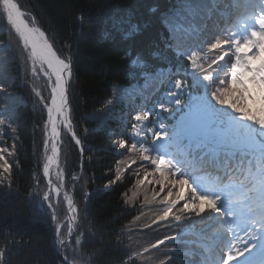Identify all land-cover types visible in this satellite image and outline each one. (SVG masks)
Listing matches in <instances>:
<instances>
[{
	"label": "snow or ice",
	"instance_id": "snow-or-ice-1",
	"mask_svg": "<svg viewBox=\"0 0 264 264\" xmlns=\"http://www.w3.org/2000/svg\"><path fill=\"white\" fill-rule=\"evenodd\" d=\"M223 2L226 14L211 29L207 25L193 29L188 23L195 0H181L162 16L163 43L172 67L153 69L151 76L153 94L162 97L151 107L145 103L126 113L123 132L113 130L112 148L119 159L101 177L107 180L102 191L123 186L131 176L130 185L120 193L125 206L121 214H130L129 209L136 213L120 229L101 234L115 235L113 247L124 257L115 264H264V0ZM132 7L123 13L112 9L97 14L95 23L105 38L139 32V24L132 22ZM0 19L9 33L7 41L0 40L3 198L13 194L18 179L14 173L21 167L20 125L7 67L14 52L34 107L41 111L39 159L25 186L26 195L18 199L28 206L31 223L47 225L60 264H92L103 251L83 252L96 233L80 228L74 193L82 172L71 176L70 187L66 154L61 163L65 137L81 158L86 150H97L86 148L73 119L71 37L65 39L68 51L62 54L55 37L19 0H0ZM83 19L82 11L75 13L80 27L72 35L82 33ZM126 57L132 66L146 67L143 57L132 59L131 53ZM114 89L119 93V86ZM115 103L114 96L97 112H110ZM90 198L91 192L85 191V207ZM61 206L63 220L58 215ZM22 232L0 231L4 240L0 264L19 255ZM180 245L187 251L182 252Z\"/></svg>",
	"mask_w": 264,
	"mask_h": 264
},
{
	"label": "trees",
	"instance_id": "trees-1",
	"mask_svg": "<svg viewBox=\"0 0 264 264\" xmlns=\"http://www.w3.org/2000/svg\"><path fill=\"white\" fill-rule=\"evenodd\" d=\"M176 1L19 0L24 9L31 11L37 17L40 26L50 36L55 37L56 47L62 54L68 51L64 47L65 39L71 37L74 78L70 87V100L73 119L78 135L86 143V148L97 150H86L81 158L74 143L65 139L62 164L65 162L66 154L68 174L81 175L82 172L81 179L76 182L74 193L80 209V228L84 231L91 229L96 233L94 238L91 236L88 238L83 252L91 254L103 251V255L93 260L92 264H106V262L115 264L118 259L124 258L113 247L115 235L101 234L120 229L136 214L131 209H129L130 214H121L125 206L120 200V193L130 185L132 177H126L123 186H116L115 190L107 192L102 191L107 180L101 177L108 171V167L119 159L112 148V139L115 138L113 130L115 129L116 133L124 131V117L128 113V102L131 91L137 85L136 82L151 76L155 67L168 66L166 55L163 54V51L167 50L155 49L156 44H160L158 22L160 23L161 14L174 7ZM180 4L181 0H178V6ZM74 5L76 7H73ZM129 5L133 6L132 22L141 26L140 32L131 36L113 33L105 38L101 28L95 23L97 14L112 9L123 13ZM81 11L84 15L83 31L78 35H72L80 27L75 20V13ZM142 21L143 25H141ZM8 38V26L0 19V40L7 41ZM153 49L155 51H150ZM126 53H131L132 59L143 57L146 67L132 66ZM18 64L15 53L10 52V62L7 67L12 77L11 92L16 98L15 115L20 125L18 158L21 167L14 173L18 179L14 180L13 194L8 200L3 198V191L0 190V231L23 230L21 251L15 258H9V264H60L47 225L31 223L28 218L30 214L28 206L18 199V196L26 195L25 186L31 182V174L36 169L41 141V133L37 127L41 120V111L39 107H34L29 88L24 82L25 77L21 74ZM40 85H43V81H40ZM114 86H119V93H116ZM114 96L116 103L111 106L110 112H97ZM85 128L88 129L87 133L84 132ZM8 143L10 144L11 141ZM93 176L96 177L94 182L91 180ZM16 184H19V189L15 187ZM88 184L91 185V190H88ZM85 191L91 192L87 207L84 203ZM58 211L61 214L63 206ZM16 238L21 239V236L17 235ZM3 242V236H0V245ZM102 244L105 246L103 249Z\"/></svg>",
	"mask_w": 264,
	"mask_h": 264
},
{
	"label": "rangeland",
	"instance_id": "rangeland-1",
	"mask_svg": "<svg viewBox=\"0 0 264 264\" xmlns=\"http://www.w3.org/2000/svg\"><path fill=\"white\" fill-rule=\"evenodd\" d=\"M69 184H72V181H68ZM70 186V185H69Z\"/></svg>",
	"mask_w": 264,
	"mask_h": 264
}]
</instances>
